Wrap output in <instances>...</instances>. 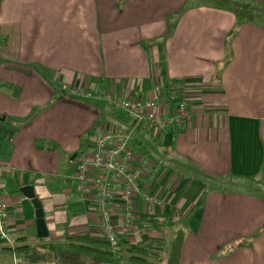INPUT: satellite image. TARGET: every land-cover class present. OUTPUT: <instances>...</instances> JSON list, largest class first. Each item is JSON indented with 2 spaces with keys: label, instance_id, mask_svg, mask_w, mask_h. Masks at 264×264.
I'll return each mask as SVG.
<instances>
[{
  "label": "crops",
  "instance_id": "1",
  "mask_svg": "<svg viewBox=\"0 0 264 264\" xmlns=\"http://www.w3.org/2000/svg\"><path fill=\"white\" fill-rule=\"evenodd\" d=\"M191 2L208 1L0 0L1 194L15 246L38 241L25 186L49 241L102 237L92 197L72 180L75 160L96 126L130 131L132 120L67 86L162 99L161 112L170 95L188 104L180 130L142 124L131 135L152 161L142 185L162 205L139 199L141 231L120 233L115 253L140 246L161 259L182 233L179 264H264V15L245 23Z\"/></svg>",
  "mask_w": 264,
  "mask_h": 264
},
{
  "label": "built area",
  "instance_id": "2",
  "mask_svg": "<svg viewBox=\"0 0 264 264\" xmlns=\"http://www.w3.org/2000/svg\"><path fill=\"white\" fill-rule=\"evenodd\" d=\"M161 93L162 82L154 88ZM71 96L97 99L115 109L125 112L132 120L130 131L105 130L96 132L91 151L78 155L72 180L80 191L92 197L94 210L99 218L102 240L112 252L119 247V234L138 232L136 205L142 199L147 206L159 207L162 202L147 192L142 185L146 168L151 159L129 145L132 133L142 124H149L155 130L177 131L183 126L188 114L185 99L170 95L167 101L172 108L160 109L164 100L125 99L114 92L62 87ZM170 112L167 114V111ZM4 182L0 177V244L13 249L9 232L8 206L1 194Z\"/></svg>",
  "mask_w": 264,
  "mask_h": 264
},
{
  "label": "trees",
  "instance_id": "3",
  "mask_svg": "<svg viewBox=\"0 0 264 264\" xmlns=\"http://www.w3.org/2000/svg\"><path fill=\"white\" fill-rule=\"evenodd\" d=\"M213 4H216L214 8L229 10L236 16L242 11L247 16L245 23L258 22L259 16L264 15L263 7H253L249 3L246 8H240L238 2ZM182 243L183 234L180 233L171 244L166 264H179ZM2 250L20 254L25 264H160V260L151 258L144 247L135 246L129 252L114 253L102 238L93 239L83 234L71 235L58 242L38 239L35 245H16L13 249L3 247Z\"/></svg>",
  "mask_w": 264,
  "mask_h": 264
},
{
  "label": "rangeland",
  "instance_id": "4",
  "mask_svg": "<svg viewBox=\"0 0 264 264\" xmlns=\"http://www.w3.org/2000/svg\"><path fill=\"white\" fill-rule=\"evenodd\" d=\"M197 1H200V0H197ZM215 3V2H214ZM240 3V4H239ZM239 4V7L240 8H246L248 7V4L245 3V2H238ZM200 5H204V7H207V8H212V7H216L215 5L216 4H213L212 0H209V2H191L187 5L188 6H200ZM232 4L229 3V6H231ZM222 6V5H221ZM227 6V5H226ZM233 6V5H232ZM223 7V6H222ZM227 8V7H226ZM214 9V8H212ZM239 13V12H238ZM244 19L246 18L247 19V16L244 15V13L241 11V13H239V19ZM89 90H94V89H89ZM105 103V102H104ZM106 104V103H105ZM107 105V104H106ZM109 106V105H107ZM110 107V106H109ZM113 108V107H112ZM114 110H118V109H115L113 108ZM119 112H121V110H118ZM130 118V117H128ZM130 122H131V118L129 119ZM102 130V127L101 125L99 126H96L94 128V130L88 135L85 137L84 139V144L86 143L87 145H91L92 144V141H93V138H94V135L96 134V132L98 131H101ZM111 130H120V129H114L112 128ZM123 131H127V130H123ZM86 140V142H85ZM89 149V146L87 147L85 145V150L83 151V153H87L89 152L88 151ZM82 154V152H80L78 155ZM222 187V186H221ZM220 187V188H221ZM223 187H226V186H223ZM264 197V195H262ZM14 244V243H13ZM250 246H251V243L250 242H247V241H243L242 242V245L241 247L242 248H245V249H250ZM170 245L169 244H166L165 248H163V253H162V258L159 259L160 261V264H166V261H167V258H168V254H169V250H170ZM241 247H238V245L235 243V246H231L229 248H224L222 253L224 254H234L236 252V250L238 248H241ZM23 264V259L21 258V255L20 254H15L13 253L12 251L10 250H2L0 251V264Z\"/></svg>",
  "mask_w": 264,
  "mask_h": 264
},
{
  "label": "water",
  "instance_id": "5",
  "mask_svg": "<svg viewBox=\"0 0 264 264\" xmlns=\"http://www.w3.org/2000/svg\"><path fill=\"white\" fill-rule=\"evenodd\" d=\"M75 158V155L71 158L72 160ZM20 192L29 199L35 208V217H36V232L38 239H44L48 237V232L46 229L44 214L39 200L35 197L33 187L25 186Z\"/></svg>",
  "mask_w": 264,
  "mask_h": 264
}]
</instances>
